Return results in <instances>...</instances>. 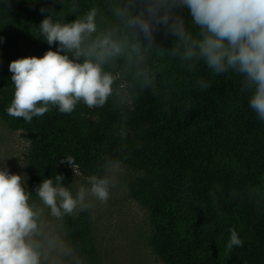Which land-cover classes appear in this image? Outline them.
Listing matches in <instances>:
<instances>
[{
  "label": "trees",
  "instance_id": "16d2710c",
  "mask_svg": "<svg viewBox=\"0 0 264 264\" xmlns=\"http://www.w3.org/2000/svg\"><path fill=\"white\" fill-rule=\"evenodd\" d=\"M93 6L103 9L105 0H0V118L29 142L28 189L56 174L68 186L71 167L59 163L62 157H74L84 175L101 173L98 164L110 158L136 172L128 194L147 209L148 242L164 264H264V122L250 109L241 77L183 64L167 40L143 64L115 67L118 91L103 108H52L31 123L7 114L10 62L56 47L36 28L40 8L70 21ZM145 72L151 89L142 86ZM91 227L89 212L63 219L74 264H102ZM230 228L243 246L227 249Z\"/></svg>",
  "mask_w": 264,
  "mask_h": 264
},
{
  "label": "clouds",
  "instance_id": "9594fccd",
  "mask_svg": "<svg viewBox=\"0 0 264 264\" xmlns=\"http://www.w3.org/2000/svg\"><path fill=\"white\" fill-rule=\"evenodd\" d=\"M40 12L39 35L56 47L42 57L10 62L14 93L6 112L11 117L31 123L52 108L62 114L80 104L103 108L117 94L114 69L120 62L141 65L161 41L172 40L171 55L181 63H203L213 74L241 77L250 109L264 122V0H105L103 9L93 6L70 21L57 18L54 8ZM143 77V88L151 89L153 80L146 72ZM59 163L75 167L72 156ZM113 165L104 158L97 166L101 174L75 191L56 174L34 192L26 175L0 166V264H49L54 254L73 258L72 245L46 230L47 219L63 220L107 203L115 186ZM229 231L227 249L243 246L237 231Z\"/></svg>",
  "mask_w": 264,
  "mask_h": 264
},
{
  "label": "rangeland",
  "instance_id": "374dc122",
  "mask_svg": "<svg viewBox=\"0 0 264 264\" xmlns=\"http://www.w3.org/2000/svg\"><path fill=\"white\" fill-rule=\"evenodd\" d=\"M120 93L126 100L122 86ZM28 147L29 142L24 133L9 128L0 118V166L6 167L10 173L25 176ZM70 172L72 180L66 187L73 191L81 185H87L88 177L92 176L80 173L76 167H71ZM99 174L101 173L94 175ZM109 174L115 182L110 199L103 204L96 202L89 212L92 215L91 228L101 263L164 264L148 242L150 230L147 209L128 194V183L136 172L122 163H114ZM62 223L63 220L47 219L46 230L53 238L65 240ZM49 264H74V259L59 258L54 254Z\"/></svg>",
  "mask_w": 264,
  "mask_h": 264
}]
</instances>
